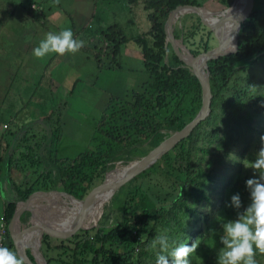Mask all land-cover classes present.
Returning <instances> with one entry per match:
<instances>
[{"label":"trees","instance_id":"trees-1","mask_svg":"<svg viewBox=\"0 0 264 264\" xmlns=\"http://www.w3.org/2000/svg\"><path fill=\"white\" fill-rule=\"evenodd\" d=\"M24 1L15 7V11L21 8L24 15L17 21L19 25L28 24L32 18H38L42 22L44 14L39 9H34L39 0ZM130 4L144 5L150 23L149 33L129 36L118 22L107 26L99 24L98 28L89 27L87 30L97 35L100 41L108 43V48L118 54L131 42L136 43L144 54V64L150 74V80L141 91L135 92L130 100L120 106L119 102H116L115 108H106L111 112L105 110V117L97 124L92 139V150H87L75 159L60 156V136L65 123L60 119L57 125L53 126V116L48 114L47 118L42 119L45 109L42 114L38 111L37 113L41 115V121L46 119L51 132H47L42 138L39 139L29 132L21 136L20 131L24 127L18 131L8 129L10 124L21 121L19 116L24 111V106L19 111L17 102L9 96L14 81H8L9 67L3 61L5 49L0 51V140L4 139L6 133H10L14 142L16 141L14 146L8 144L0 152V182L4 174L8 177L13 170H17L32 181L31 195L36 191L49 192L60 189L75 197H81L95 188L98 182H102L119 162L128 165L140 158L165 137L182 129L199 113L202 99L193 72L170 47L165 28L170 13L176 8L187 5L200 8L203 6L197 0H131ZM258 8L256 23L249 31L240 35L238 51L222 56L211 64L214 95L211 117L113 200L114 203L120 201L123 196L126 197L125 202L121 204L119 220L109 223L106 212L98 227L82 230L71 240L43 237L41 250L48 264H156L158 252L151 245L157 236L168 237V252L176 246L180 230L185 226L184 221L187 220L186 224L190 225L189 219L200 214L202 205L211 201L207 189L214 184L216 177V152L237 141L252 140L246 145L247 149L255 140V135H264V126L255 125L256 114L264 105V78L259 77L256 72H250L254 67L264 69V4L259 5L258 2ZM29 15L31 17H28ZM186 16L180 20L178 26H174V35L194 57H198L206 51L207 39L204 35L197 38L200 35L198 25L202 26L198 16V24L192 25L189 31L185 32ZM239 20L242 22L241 27L245 26L250 20V11L243 10ZM211 34L212 31L207 33V37ZM235 44L236 42L223 51L230 50ZM169 53L175 62L167 60ZM122 66V60L111 64V68ZM31 100L27 103L30 104ZM3 125L8 128L5 129ZM210 125L213 126L212 130H205V127ZM222 126L225 129L222 130ZM9 146L13 151L19 152L21 157L30 159L42 173L32 174L20 163V159L14 158ZM235 162L240 164L241 160L236 159ZM142 181L146 184L149 182L161 192H167L170 200L164 199L165 202L155 205L147 202L148 191L140 184ZM134 184L140 185L129 191ZM14 188L16 189L15 184ZM18 199L27 200L19 195ZM16 208L15 201L5 205L4 213L8 225ZM107 209L109 210L110 206L104 207V210ZM31 219L32 212H24L21 216L25 227L32 225ZM195 223L197 224L196 221ZM53 227L54 221L49 218L46 228ZM75 228L62 224L65 234ZM36 233V225L32 230L22 232L28 247H32L33 242L30 240ZM138 236L143 239L140 241ZM7 237L6 247L14 249L9 228ZM196 240L198 241V237L188 236L184 242L191 246ZM29 253L34 260L32 252Z\"/></svg>","mask_w":264,"mask_h":264},{"label":"rangeland","instance_id":"rangeland-1","mask_svg":"<svg viewBox=\"0 0 264 264\" xmlns=\"http://www.w3.org/2000/svg\"><path fill=\"white\" fill-rule=\"evenodd\" d=\"M10 1L12 0H7L9 4ZM197 1L203 6L202 10L210 12L213 17L218 19H222L226 11L229 10L235 3V0ZM3 2L5 3L6 1L3 0ZM258 2L259 5L264 4V0H258ZM21 3H24V0H14L15 7L17 5L19 6ZM86 5L88 4L86 3ZM72 6H74V2L70 3V7ZM79 7L80 5L78 4L75 9H79ZM21 10V8H18V16H20L19 11ZM244 11H249L248 3L244 8ZM115 13H118L116 14L118 15V18H112L111 20L113 21V19H116L115 22H121V14L119 12H112V16H114ZM184 16L187 18V28L185 29V32H188L192 25L198 24V16L202 22V26L198 25V32H200V35H198L197 38H199L201 35L206 36V39L211 36L209 35V37H207V33H210L212 29L207 27L203 23L201 17L195 12L181 15L176 20L174 26H178V24H180V20ZM144 22L147 23L146 26L144 25L139 29H128V35L138 36L145 35L144 33H149L150 23L147 17H145ZM3 23L4 22H1V24ZM92 23L95 29L99 27V21L93 20ZM29 24L35 28L36 33H34V36L36 38L34 40H38L35 42L36 46H38L39 42L41 41L40 37L46 33L44 32L45 28L38 18H32ZM75 24L76 23H74L73 17H70L67 21H65V25L67 26L60 28L51 26L53 24L49 23V30L54 33H58L63 29L70 28L74 34V37L76 38V34L83 30L81 28L83 25L78 26ZM234 28H237V25L231 26L230 22L223 24L220 29L227 30L226 35L223 34L215 38L211 43L212 49L215 51H220L234 44L236 40L232 36L231 32H229ZM78 35L82 37L81 32H79ZM79 40H81V38ZM82 41L84 42V46L78 53L74 55L68 54L65 56H60L58 54H51L42 60H37L33 56L34 59L32 64L34 65L35 70L34 68L32 69L34 71L30 72V80L27 82L28 85L32 86L31 88H33V93L38 94L34 97L29 93V91L23 90L24 95L23 97H20L22 100L20 98L13 97L15 98L14 101L17 102L16 107L19 111L20 108L24 106V111L20 114L19 118L21 121H23V126L27 127L28 129L24 128L21 130L20 132L22 134H27L29 132L31 134H35L40 139L47 132H51V129H48L50 126L45 124L46 119L45 121L40 120L41 115L39 116V114L36 113L37 110L42 114V111L45 108L46 113L49 116H53V126L57 125V122L60 121V119L63 120L65 126L64 131L60 136L61 142L59 144V150L61 157L69 159H75L87 150H92V139L95 134L96 126L100 119L105 117L104 111L108 106L115 108L116 102H119L120 106L122 103L130 100L133 94L135 92L141 91L142 87L150 80V74L147 71L144 60L138 56H134V53H130L128 56L124 54L122 59V67L111 68V64L119 57H113L111 52H105L101 46L95 43L89 46L90 50L87 51L85 49V39L83 38ZM177 43L183 46L181 40H178ZM169 44L170 47H172L171 43ZM129 46L132 49L136 48L140 50L134 42H131ZM236 46L237 42L235 46L230 49H235ZM184 52L185 55L189 57L188 53L186 51ZM56 55H58V57L54 58ZM167 60L169 62H175V59L170 53L167 57ZM28 65L31 66V64L28 63L25 64L22 69V63H18L16 67H10L11 70L7 73L9 82H11L9 75H14V80H12V82L14 81L13 88H16V90L22 88V85L24 86L20 78L25 79L29 77ZM46 71L52 72V77L50 79L45 77L44 73ZM250 72H256L259 74V77L264 78V69L261 67L251 68ZM28 98H33L30 104L27 103L29 100ZM106 111L111 112V110ZM108 115L109 114H107L106 117H108ZM256 116L257 124L255 125L262 124L264 126V105L257 112ZM21 121H16L15 124H10L8 129L11 128V131H18V129L21 127L17 124H22ZM42 124L45 125V127L42 126ZM212 128L213 126L211 125L206 126L205 130L211 131ZM223 129H225L224 126H222V130ZM221 132L223 134V131ZM260 137V134L255 135V140L251 143V145L248 146L247 149L246 145L252 140L249 142L237 141L236 143L231 144L229 147H224L220 151L216 152L215 155H217V161L214 163L216 177L214 184L209 189H207V193H209L211 201L205 202L202 205L200 214H197L193 218L189 219L190 225L186 224L187 220L184 221L185 226H183L180 230L178 243L174 248H171L168 253H171V251L180 246L181 243L183 244L185 239L187 240L188 236H196L198 237V241H196L199 246L197 247L196 252L190 255V264H217L218 252L223 247L220 242V236L223 235L222 224L237 218V210L232 207H226V204L230 203L231 196L236 193L240 194L242 201V207L239 209V212L242 213L250 204V194L246 190L245 182L247 179L254 177V172L251 168H246L244 163L253 161L255 159L256 153L261 147ZM10 139V133H6L4 139L0 140V152L4 150L7 140ZM236 159L241 160L240 164L235 162ZM132 162H130L128 165H130ZM27 163L32 165L30 161H27ZM128 165H125L123 162H119L114 170H124ZM20 179H22L24 189L29 192V194L25 196L29 198L32 192V183H30L28 177L25 175L24 178ZM103 181L98 182L97 186L102 184ZM140 184H142L143 188L148 191L147 202L150 204H162L164 199H169L167 192H161L160 189L152 187L149 182L146 184L145 181H142ZM140 184H134L132 186L133 188H131L129 191L135 190ZM52 191L61 190L58 189ZM52 195H55V193ZM60 195L63 196V200L67 198L63 194ZM56 200L60 201L61 199L56 197ZM125 200L126 197L123 196L120 201L114 203L112 201L111 203L107 204L106 206H110V209L105 211L103 209V213L99 222L93 223L92 225L86 224L85 227L92 228L99 226V223L104 220L102 219V216L106 212H108L109 218L107 220L109 223H114L116 220H119L121 217V204H123ZM67 202H64L63 205L66 206ZM43 204L46 203L44 201L37 200L34 202V207L36 208ZM78 204L89 206L87 203ZM2 207L3 205L0 204V209ZM46 213V210L40 214L35 212L34 221H36V218L46 215ZM90 213L93 214V211ZM192 227H194L193 230H191ZM31 241L33 242L32 239L30 242ZM15 249L16 248L11 250ZM155 250L159 252V246H157ZM256 260L257 264H264V255L257 254Z\"/></svg>","mask_w":264,"mask_h":264},{"label":"water","instance_id":"water-1","mask_svg":"<svg viewBox=\"0 0 264 264\" xmlns=\"http://www.w3.org/2000/svg\"><path fill=\"white\" fill-rule=\"evenodd\" d=\"M237 1L238 0L235 1L233 6L236 4ZM248 4H249V11H250V20L245 26L237 27L229 31L231 32L232 36L235 38L237 42V46L235 49H230L228 51H223V50L215 51L212 49L211 47L212 41L220 35H223V34L226 35L227 30L219 29V28L213 29V27L209 23H207L202 17V15L198 12V11H201L203 7L200 8L196 6H190V5L180 6L170 13L169 19L166 23V28H165L166 35H167V42L171 43L173 50L176 52L179 58L187 66H189L191 71L193 72L194 81H195L196 87L202 99L201 110L196 115V117L191 122L186 124L182 129L165 137L162 141H160L156 146L150 149L147 153H145L143 156H141L137 160L133 161L127 167H125L126 172L123 175V177L111 187H106V178L111 173L118 171V170H113L110 173H108L105 176L102 184L90 190L88 193H86L85 195L81 197H75L71 194H68L62 191H49V192L36 191L28 198V200H25L21 204H18L16 211L14 213V216L9 224V232L14 242L16 252L19 254V256L24 258L25 264H48L46 257L43 255L42 250H41L43 237L48 236L54 240H71L75 238L80 233V231L94 228V227L92 228L85 227L86 218L88 215L87 213L86 216L83 217L82 220L77 224L76 228L73 231L65 234V232L62 230V224H60L58 221L59 212H56L52 215V219L54 221V227L52 229L46 228V229L40 230L39 232L35 234V236L32 239L35 242L39 240L40 246L27 247L23 244H20L17 239V235H18L17 233L27 232L30 229L32 230L36 225V221H34L35 220V209H36L34 207V202H35L34 199L38 194H42L44 196H49V195H52L53 193L63 194L67 198L62 200L61 206L63 205L64 202H67V201H71V202L75 201L77 203H88L89 204L88 212L89 211L91 212L98 207L104 208L107 204L111 203L116 197H118L137 177H139L145 171L150 169L151 166L157 164L170 151L174 150L178 145L184 142L201 123H203L204 121H206L207 119L211 117L212 112H213L212 104H213V98H214L213 91H212V83H211V64L213 63V61L219 59L222 56H227L229 54L237 52L239 49L240 35L249 31L251 27L256 23L258 14H259L258 1L248 0ZM182 9H190V10L185 11V13L182 14L180 12ZM190 12L197 13L201 17L203 23L207 27L212 29L211 36L207 38L206 40V51L198 57H194L184 45L181 46L180 44H178L177 43L178 40L175 38V35H174V25H175L176 20L181 15H184ZM226 12H228V10ZM222 19H220L221 22L227 18H222ZM184 51L188 53L189 57L185 55ZM200 58L202 59L201 63L200 65H197L196 60ZM24 212H32L33 214V218L31 220L32 225L30 227H24L21 224V216ZM29 249H31V252L34 255V260L29 253L30 251Z\"/></svg>","mask_w":264,"mask_h":264},{"label":"crops","instance_id":"crops-1","mask_svg":"<svg viewBox=\"0 0 264 264\" xmlns=\"http://www.w3.org/2000/svg\"><path fill=\"white\" fill-rule=\"evenodd\" d=\"M5 1L6 2L4 3L3 0H0V45L2 46L0 47V51L5 49L4 54H3L5 59L3 61L9 67L8 72L11 70L10 67L12 68L16 67L18 63H22V69L25 64H28V63L31 64V66L28 65L29 66V70H28L29 77L25 79L20 78L24 86L22 85V88H20L19 90H16V88H11L9 96L15 97V98L23 97L24 95L23 90H25V91H29V93L35 97L38 93L36 94L33 93V88H31L32 87L31 85H28L27 81L30 80L29 79L30 72H33L35 70V67L32 64V61L34 59L32 53H33V49L36 47L35 42L38 41V40L36 41L34 40L36 38L34 36V33H36V31H35V28L31 26L29 23L19 25L17 21L21 19L22 17H24L23 11L22 10H21L22 12L19 11L20 16H18L17 15L18 11H15L14 0L10 1V4L7 2V0ZM130 1L131 0H68V1L59 0V4H56L54 3V0H39L38 4L35 6L45 16V18H43L42 20V24L45 28L44 32L46 33L52 32L51 30H49L50 29L49 23L53 24L51 26L63 28L67 26L65 25V21H67L68 18L73 17L74 23H76L78 26L83 25L81 27L83 30L79 31L81 32L82 37L78 35L79 33L78 32L76 34L77 35L76 38L77 39L81 38V40H83V38L85 39V49L87 51L90 50L89 46L95 43L101 46L105 52H111L113 57L120 58V59L119 58L116 59L114 62H118L122 60L124 54L128 56L130 53H134L133 54L134 56H138L144 60V54L141 50H138L136 48L132 49L130 46H127L126 49L121 52V54L115 53L113 50H110L108 48L109 47L108 43L104 41L103 42L100 41L97 35L87 30V28L89 27L95 29L92 26L93 20L99 21V24L101 26H107V25L113 24L116 21V19L115 20L113 19V21L111 19L118 18V15H116L118 13H115L114 16H112V12H119L121 14L122 21L118 23H120V27L123 30L127 31L128 29H133V28L139 29L143 27L144 25L146 26L147 23H145L144 20H145V17H147V12L145 11L144 5L143 4L131 5ZM138 1H144V0H138ZM72 2H74V6L70 7V3ZM86 3L88 5H86ZM78 4L80 5L79 9H75ZM28 17H31V16L29 15ZM1 22H4V23L1 24ZM46 33L40 37L41 40L45 37ZM144 34H147V33H144ZM99 42H102V43H99ZM129 51H132V52H129ZM57 57L58 55L54 56V58H57ZM33 68L34 70H32ZM44 74L46 78L50 79L52 77V72L50 71L49 72L46 71ZM9 77L11 81L14 80V75H9ZM30 89H31V92H30ZM17 91H21V92H17ZM46 115L47 113L44 112L42 119H44L45 118L44 116ZM21 122L22 124L19 125L18 123V126H20L21 128L22 127L27 128L23 126V121ZM42 126L45 127V125L43 124ZM48 129H51V128L48 127ZM23 135L24 134H21V136ZM8 144L11 147L16 144V141L14 142V137H11L10 140H7L5 147H7ZM11 147H10V150H12ZM12 155L14 156V158H17L18 160L20 159V163L23 166L27 167V169L30 170L32 174L33 173L36 175L40 174L41 170H39V167L33 164L30 161V159L25 158L24 156L21 157L19 155V152H16L13 150H12ZM27 161H30L32 165L27 163ZM9 175L10 176L6 177L4 174L0 182L1 184L0 185V204L3 205V207L0 209V218H1L2 213L4 212V208L7 203L15 201L17 202V205H18L21 203V200L18 199V195L25 199L27 198V196L25 195L29 194V192L24 189V184L22 182V179H20V178H24L23 174H21L17 170H13ZM28 180L30 181V183H32V181L29 178ZM14 184H15L16 189L14 188ZM31 188H33V183H32ZM32 218H33V214H32ZM22 226L24 225L22 224Z\"/></svg>","mask_w":264,"mask_h":264},{"label":"clouds","instance_id":"clouds-1","mask_svg":"<svg viewBox=\"0 0 264 264\" xmlns=\"http://www.w3.org/2000/svg\"><path fill=\"white\" fill-rule=\"evenodd\" d=\"M59 4V0H54ZM84 46L82 40L74 38L70 28L58 33L48 32L33 49V56L42 60L51 54L65 56L76 54ZM261 147L253 161L244 163L251 168L254 177L246 180V190L250 194V204L241 213L242 201L239 193L231 196L226 207L237 210V218L222 224L223 235L220 242L223 247L217 255V264H257V254L264 255V135L260 137ZM247 161V160H245ZM156 264H190V255L196 252L197 241L191 246L181 244L168 253L169 240L166 235L157 236L151 247L156 249ZM168 253V254H166ZM0 264H25L24 258L8 247L0 246Z\"/></svg>","mask_w":264,"mask_h":264},{"label":"bare ground","instance_id":"bare-ground-1","mask_svg":"<svg viewBox=\"0 0 264 264\" xmlns=\"http://www.w3.org/2000/svg\"><path fill=\"white\" fill-rule=\"evenodd\" d=\"M247 3H248V0H238L236 4L230 10H228V12L224 14L223 18H227V19H225L222 22L220 19L213 17L212 14L210 12H207L206 10H201L198 12L202 15L204 20L213 27V29H216V28L220 29L223 24L228 23V22L231 23V26L237 25L241 27L242 22L239 20V17L242 11L244 10V8L246 7ZM188 10L190 9H182L180 12L183 14L185 13V11H188ZM196 61H197V65H200L201 61L199 59H197ZM125 172H126V169L118 170V171L111 173L109 176H107L106 187H111L116 182H118L123 177ZM56 197L61 200L57 201ZM34 200L35 202L37 200H41L47 204V205L46 204L39 205L35 209V212L39 214L43 213L44 210H46L47 212L46 215L36 218V231L37 232H39L40 230L46 229V224L48 222V219L52 218V215L56 212H59V215H58L59 223L65 226H69V227H76L77 224L82 220L83 217L86 216L87 213L88 215L86 218V224L92 225L93 223L99 222L100 217L103 213V209H104L103 207L102 208L98 207L95 210H93V214H91L90 212H88V208H89L88 205L78 204L75 201L73 202L69 201L67 202L66 206L65 205L61 206L63 196L60 194L49 195V196L38 194ZM60 212L64 213L67 217L65 215H62ZM17 234H18L17 239L19 243L28 247V244L25 243L23 240L22 233L19 232ZM39 244H40L39 240H37L36 242L33 241L32 247H37L39 246Z\"/></svg>","mask_w":264,"mask_h":264},{"label":"built area","instance_id":"built-area-1","mask_svg":"<svg viewBox=\"0 0 264 264\" xmlns=\"http://www.w3.org/2000/svg\"><path fill=\"white\" fill-rule=\"evenodd\" d=\"M34 9L37 10V7L35 6ZM4 128L6 129L8 128V126L4 125ZM8 228H9V225L6 221L5 213L3 212L0 218V246L6 247L7 240H8V237H7ZM138 239L141 241L143 237L138 236Z\"/></svg>","mask_w":264,"mask_h":264}]
</instances>
